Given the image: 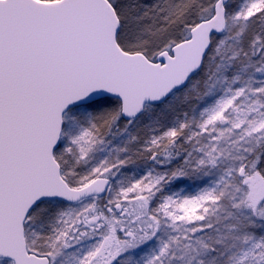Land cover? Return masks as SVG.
I'll list each match as a JSON object with an SVG mask.
<instances>
[{
  "label": "snow or ice",
  "instance_id": "snow-or-ice-1",
  "mask_svg": "<svg viewBox=\"0 0 264 264\" xmlns=\"http://www.w3.org/2000/svg\"><path fill=\"white\" fill-rule=\"evenodd\" d=\"M0 264H264V0H0Z\"/></svg>",
  "mask_w": 264,
  "mask_h": 264
}]
</instances>
